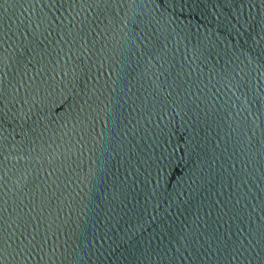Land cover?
<instances>
[{
	"label": "water",
	"instance_id": "95a60500",
	"mask_svg": "<svg viewBox=\"0 0 264 264\" xmlns=\"http://www.w3.org/2000/svg\"><path fill=\"white\" fill-rule=\"evenodd\" d=\"M0 264H264V0H0Z\"/></svg>",
	"mask_w": 264,
	"mask_h": 264
}]
</instances>
